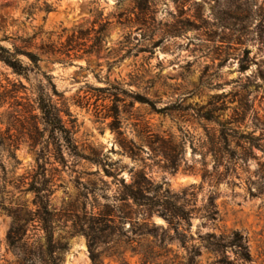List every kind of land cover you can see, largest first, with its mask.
Listing matches in <instances>:
<instances>
[{"label": "rangeland", "instance_id": "1", "mask_svg": "<svg viewBox=\"0 0 264 264\" xmlns=\"http://www.w3.org/2000/svg\"><path fill=\"white\" fill-rule=\"evenodd\" d=\"M45 2L55 12H35L29 18L25 10L36 0H0V40L37 36L36 47L54 51L42 56L41 71L28 78L15 75L0 62V264L21 263L19 253L7 242L13 226L9 212L24 203L36 211L35 196L23 192L39 165L52 182V209L63 216L55 234L69 245L62 264H143L132 249L143 250L154 241L148 238L129 248L122 243V227L129 231L131 223L122 224L117 218L106 245L98 251L102 256L94 262L87 238L67 235V220L71 227L77 217L84 220L86 214L98 215L116 205L118 182L102 166L72 155L65 141L46 127L37 99L42 91L53 96L51 84L60 95L54 96L55 103L65 104L71 114L64 119L81 154L99 153L106 168L127 182L131 170H143L144 162L156 185L167 183L175 192L201 185L200 146L220 129L214 121L201 118L200 109L219 99L215 101L227 107L216 115L221 122L244 111L245 121L235 125L240 131L237 137L262 138L261 148H255L248 162H240L222 182L203 185L198 207L217 195L221 221L211 224L194 217L191 235L198 239L207 233L240 232L248 240L250 264H264V192L259 191L264 190V0H148L149 9L144 10L136 8L135 0H40L39 5ZM102 14L111 25L98 39L92 30ZM121 14L125 25L120 24ZM127 18L132 24L127 25ZM80 31L85 35L80 36ZM73 35L81 38L74 44ZM70 44L74 50L69 52ZM3 45L11 48L10 43ZM247 52L244 66L248 69L241 72ZM136 96L155 103L158 111L167 110L157 113L133 99ZM117 112L124 137L143 149L142 161L125 155L111 130ZM172 136L178 141L188 138L175 173L164 170V157L155 158L154 152L161 139L170 141ZM193 148L198 150L195 155ZM206 164L212 173L211 155ZM181 175L193 176L195 181L182 185L176 180ZM151 222L168 228L157 215ZM32 234L37 235L35 240L42 236ZM115 250L118 253L110 257ZM166 251L150 264L184 262L186 252L178 245H169ZM214 261L204 253L201 264Z\"/></svg>", "mask_w": 264, "mask_h": 264}, {"label": "trees", "instance_id": "2", "mask_svg": "<svg viewBox=\"0 0 264 264\" xmlns=\"http://www.w3.org/2000/svg\"><path fill=\"white\" fill-rule=\"evenodd\" d=\"M40 0H36L37 4L27 8L28 17L35 16V12H45L47 15L55 12L52 4L45 2L43 6L39 5ZM136 8L141 10L149 9L148 0H135ZM120 24L125 25L122 21L124 16H119ZM127 25L132 24L131 19L125 20ZM111 25L109 18H104V15H99L94 22L93 32L98 35V39L103 38L108 26ZM99 26V29L96 27ZM80 36L85 35L83 31L79 32ZM37 36L31 38H9L5 37L0 40V62L12 70L17 76L29 77L31 73L41 71L40 64L43 62L42 56L53 55L54 51L44 46L36 47L33 43ZM81 39L73 35L71 43H77L76 40ZM3 43H10L11 48L6 47ZM69 52L72 44L69 45ZM36 50L37 52H35ZM70 57L69 54H66ZM249 52H247V60H243L241 72L247 71L244 64L248 62ZM53 87V96L45 91L40 92L37 104L42 115V121L51 133L58 134L65 141L67 150L77 158L88 161L91 164L102 166L105 174L108 177H113L118 182V192L115 199L116 205L106 211H101L100 214H86L84 220L79 219L74 222L67 235L74 237L83 235L89 242V247L92 252L91 256L94 262H98L103 253H99V249L106 245L109 237L108 232L113 230L117 218L122 224L131 223L129 231H123L124 243L129 248L131 245L138 243L141 240L153 238V242L143 250L132 249L134 256L141 257L143 264H150L155 259L161 257V252L168 253L169 245L176 244L186 252L184 262L182 264H201L204 253L212 255L215 258L213 264H250L253 257L250 252L248 240L246 237L237 231L224 232L220 234L207 233L200 235L195 239L191 235L192 219L200 217L211 224H216L221 221L220 212L216 205L217 195H212L206 205L198 207L199 194L203 191L205 183L218 184L222 182L227 173L235 168L240 162L246 164L248 159L252 157L255 148H261L260 142L262 138L252 135H241L239 128L235 125H242L245 121V112H235V118L221 122L216 115L224 113L227 109L225 103L219 104L214 98L208 106L200 109V116L208 122H215L219 126V130L209 136L207 143L200 146L202 156L201 177L202 183L200 186H191L180 192H175L167 188V183L156 185L144 169L141 171L131 170V182L126 179L118 180L119 174L117 171L107 169L104 165L101 156L97 152H93L92 157H87L81 154L78 148L73 145V132L67 127L65 117H71L69 110L65 109V104L60 106L55 103L54 96L59 97L55 86ZM118 89V88H116ZM133 98V97H132ZM137 101L143 105H148L153 111L163 113L156 109V104L146 98L136 96ZM216 100V101H215ZM247 112V110H246ZM114 124L111 130L117 133V141L125 155H128L132 160H141L143 149L137 147L133 141H128L124 137V133L120 131L121 122L120 115L117 112ZM237 141V142H236ZM236 142L235 148L233 144ZM161 145L154 150L155 158L157 155H162L165 159L164 170L175 173L184 157L186 145L188 144L187 136L178 141L175 137H171L170 141L160 140ZM198 150L193 148V155L197 154ZM211 155L215 161L213 172L207 170L206 158ZM16 159V158H15ZM112 165H110L111 168ZM225 169V172H221ZM42 170V171H41ZM100 183L106 184L102 180ZM26 189L23 194L32 193L35 196L34 205L36 211L29 210L27 204H20L9 213L13 218V226L10 229L7 242L11 249L19 253L20 264H62L63 257L68 251L69 245L65 238L56 239V225L63 219V216L58 215L52 209V197L54 195L52 182L46 178V170L43 166H38V171L33 176V180L26 184ZM264 192L263 188L259 190ZM120 205V206H118ZM153 215H157L164 219L168 224V228H162L151 222ZM68 219V217L66 218ZM139 219H142L141 221ZM142 222V223H141ZM32 232L42 233L41 237L35 238ZM119 245V243L117 244ZM128 248V249H129ZM128 249L123 253L126 254ZM113 251L110 257H114L118 252ZM229 252L232 256H229ZM120 254V255H123Z\"/></svg>", "mask_w": 264, "mask_h": 264}, {"label": "water", "instance_id": "3", "mask_svg": "<svg viewBox=\"0 0 264 264\" xmlns=\"http://www.w3.org/2000/svg\"><path fill=\"white\" fill-rule=\"evenodd\" d=\"M176 180L182 185L191 184L195 181L193 176L190 175H181Z\"/></svg>", "mask_w": 264, "mask_h": 264}]
</instances>
